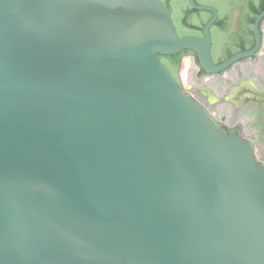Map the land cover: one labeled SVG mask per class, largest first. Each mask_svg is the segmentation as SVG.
I'll return each mask as SVG.
<instances>
[{
	"label": "water",
	"instance_id": "water-1",
	"mask_svg": "<svg viewBox=\"0 0 264 264\" xmlns=\"http://www.w3.org/2000/svg\"><path fill=\"white\" fill-rule=\"evenodd\" d=\"M238 6L224 40L254 46L224 60L216 11L180 36L164 0H0V264H264V10L236 40Z\"/></svg>",
	"mask_w": 264,
	"mask_h": 264
},
{
	"label": "flooded vegetation",
	"instance_id": "flooded-vegetation-1",
	"mask_svg": "<svg viewBox=\"0 0 264 264\" xmlns=\"http://www.w3.org/2000/svg\"><path fill=\"white\" fill-rule=\"evenodd\" d=\"M235 1L236 0H194L195 5L197 7H193L190 3V0H164V2L171 9V15L177 26V30L180 36L188 35V34L202 36L203 27L207 22H209L212 18H214L217 13V20L215 21L211 31L214 36V42L216 43V40L221 39L223 40L221 45L225 43L226 48L223 51L220 48V44H218V47H216V44L214 43V52L216 51V49L218 50V48H220L222 53L225 55L224 60L237 53V49H239L238 51H244L254 46L253 39L250 42L251 44H246V41L244 40L243 43L240 44V48H233L234 43L237 44L236 43L237 41L233 42L232 40H230L229 42H225L224 40V34L226 31L225 29L227 28L226 15L229 11L234 9ZM237 1L239 3L238 7L241 12L238 20L239 22L237 21V23H235L236 28L239 30V34L236 40H240L241 35L246 33L244 31L245 29V22L243 20L244 13L245 12L255 13L257 9L258 13L255 15L256 18V16L262 10H264V7L262 8V4L264 0H237ZM253 22L254 21H251L250 23V29ZM176 56L180 57V62L178 65H176L175 63ZM161 57H163L162 59L163 62H165L170 67L171 71L174 73V75L180 82L181 86L184 87L207 109V111L219 123L220 127L224 131L230 133L232 131L240 130V129H236L231 123L226 121V119H224L222 116L215 114L210 108L211 102L205 101L203 99L204 96L209 95L208 94L209 90L207 88L209 86V83L213 79L212 78L213 75L207 77L204 74L203 70L195 62L194 56L190 50H183L174 55H168V56L162 55ZM262 57H264V44L262 46L260 53L258 54V58H262ZM189 60L190 61L193 60L196 63L195 64L196 67H192V64H190ZM190 67H192L193 70L192 72L194 73V76L199 82L197 87H194L192 84H190L189 81L191 76V74L189 73ZM240 67L241 68L243 67V62H240Z\"/></svg>",
	"mask_w": 264,
	"mask_h": 264
},
{
	"label": "trees",
	"instance_id": "trees-1",
	"mask_svg": "<svg viewBox=\"0 0 264 264\" xmlns=\"http://www.w3.org/2000/svg\"><path fill=\"white\" fill-rule=\"evenodd\" d=\"M161 59H163V57H161ZM179 62H180V57L179 56H176L175 57V63H176V65H178Z\"/></svg>",
	"mask_w": 264,
	"mask_h": 264
}]
</instances>
